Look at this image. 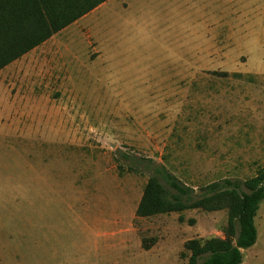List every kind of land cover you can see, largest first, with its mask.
<instances>
[{
    "label": "rangeland",
    "instance_id": "1",
    "mask_svg": "<svg viewBox=\"0 0 264 264\" xmlns=\"http://www.w3.org/2000/svg\"><path fill=\"white\" fill-rule=\"evenodd\" d=\"M0 105V264H187V239L223 237L226 200L135 209L150 175L185 204L213 182L249 193L264 0H106L2 67ZM254 224L239 264H264V199Z\"/></svg>",
    "mask_w": 264,
    "mask_h": 264
},
{
    "label": "trees",
    "instance_id": "2",
    "mask_svg": "<svg viewBox=\"0 0 264 264\" xmlns=\"http://www.w3.org/2000/svg\"><path fill=\"white\" fill-rule=\"evenodd\" d=\"M104 1L0 0V69ZM170 185L183 191L174 180L170 181ZM243 186L249 193L239 189L235 183L221 185L213 182L209 185L213 192L185 204L166 199L165 189L158 177L150 175L144 184L135 214L147 217L196 207L211 210L217 208L212 201L224 198L228 217L223 237L190 238L183 247L189 251L187 264H239L242 261V249L256 241L254 216L258 203L264 199V167H259L254 175L244 179Z\"/></svg>",
    "mask_w": 264,
    "mask_h": 264
},
{
    "label": "crops",
    "instance_id": "3",
    "mask_svg": "<svg viewBox=\"0 0 264 264\" xmlns=\"http://www.w3.org/2000/svg\"><path fill=\"white\" fill-rule=\"evenodd\" d=\"M105 2V1H104ZM76 21V20H75ZM74 21V22H75ZM71 24V23H70ZM63 29V28H62ZM60 31V30H59ZM45 41V40H44ZM7 109L8 108H6L5 106H2V105H0V114L1 113H4V112H7ZM0 119H1V116H0ZM160 214V213H159ZM135 217H137V215L135 214ZM138 217H140V216H138ZM261 237H262V232H261V226H258V228H257V240H258V243H259V241L261 240ZM141 245H142V242H141ZM142 247H144L143 245H142ZM146 248H148V247H146Z\"/></svg>",
    "mask_w": 264,
    "mask_h": 264
}]
</instances>
